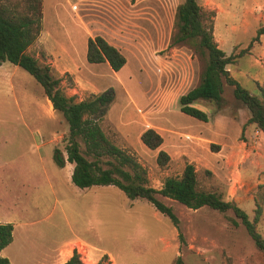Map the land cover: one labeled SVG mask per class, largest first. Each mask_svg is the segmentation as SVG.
I'll return each mask as SVG.
<instances>
[{
  "label": "rangeland",
  "instance_id": "obj_1",
  "mask_svg": "<svg viewBox=\"0 0 264 264\" xmlns=\"http://www.w3.org/2000/svg\"><path fill=\"white\" fill-rule=\"evenodd\" d=\"M197 1L216 12L214 37L222 49L238 55L249 47L247 53L235 58L232 71L231 64L227 68L252 94L259 95V86H264V34L252 40L264 27V0ZM43 2L39 43L37 39L29 49L30 54H38L35 57L40 63L51 65L55 59L58 49L49 47L54 41L60 47L78 48L76 40L84 33L113 40L129 59L122 70L123 87L110 73L83 67L76 72L98 73L102 80H92L74 94L78 84L74 75L70 71L60 73L51 65L68 95L83 99L113 87L116 99L112 117L129 115L131 122H141L143 113H153L149 117L154 122L208 131L209 126L196 125L180 115V94L198 84L207 61V54L189 43L172 44L176 8L183 0ZM230 27H237L232 38L228 35ZM251 70L255 79L249 76ZM162 91L171 95L166 105L157 97ZM222 96L219 104L203 99L193 104L209 117L220 116L222 132L218 135L216 129L213 134L223 140L214 143V150L211 145L205 150V164L192 163L202 189L236 202L252 220L260 211L256 227L264 236V132L254 124H247L242 131L249 109L227 84ZM46 99L44 88L28 71L10 61L2 64L0 222L14 226V241L6 250L11 257H43L69 240L80 239L77 243L87 247L86 263L95 258L100 259L98 264H107L108 257H113L114 264H174L181 255L184 264H264V251L255 245L232 210L220 212L208 206L191 209L159 195L178 216L176 226L146 199L132 200L114 185L76 186L70 165L59 167L53 160L54 148H63L69 127L55 109L53 116L49 114ZM105 119L104 131L116 145L135 153L147 169L151 186L160 188L167 176L180 175L189 162L183 158L158 166L153 150L135 149L107 116ZM241 121V132L236 135ZM69 254L65 251L59 257Z\"/></svg>",
  "mask_w": 264,
  "mask_h": 264
},
{
  "label": "trees",
  "instance_id": "obj_2",
  "mask_svg": "<svg viewBox=\"0 0 264 264\" xmlns=\"http://www.w3.org/2000/svg\"><path fill=\"white\" fill-rule=\"evenodd\" d=\"M216 12L207 10L197 0H183L175 13L176 30L172 44L189 43L201 53L207 54V61L196 86L180 96V110L202 121H208V114L193 104L200 99L220 103L224 86L233 88V94L250 111V117L242 126L254 124L264 132V86H259V95L252 94L237 78L231 75L228 64L244 55L249 47L241 49L238 55H227L214 37ZM43 27V0H0V66L10 61L28 71L42 85L55 111L61 113L68 124L64 135L63 148L55 147L53 160L59 167L67 162L74 164L72 182L79 188L94 185H114L128 198H143L159 212L168 216L178 226L179 218L172 206L167 205L159 195L176 200L188 208L199 209L208 206L220 212L232 210L246 228L255 245L264 251V236L256 227L257 218L249 214L236 202L223 199L211 190L199 186L197 170L192 162H186L177 176H167L160 188L150 185L147 169L131 150L116 145L102 127L111 106L116 99L113 87L91 93L78 99L68 95L49 64H42L28 52L35 43ZM264 34L261 27L252 41ZM87 60L90 63L108 62L114 71H119L127 62L125 55L101 35L90 36L87 40ZM142 142L151 150L158 149L162 135L153 127L141 134ZM214 144H211V149ZM158 166L171 162L170 155L159 149L156 157ZM235 224L237 222L235 221ZM12 223L0 222V252L13 239ZM0 264H10L7 257L0 254ZM62 264H84L74 252ZM174 264H184L178 255Z\"/></svg>",
  "mask_w": 264,
  "mask_h": 264
},
{
  "label": "crops",
  "instance_id": "obj_3",
  "mask_svg": "<svg viewBox=\"0 0 264 264\" xmlns=\"http://www.w3.org/2000/svg\"><path fill=\"white\" fill-rule=\"evenodd\" d=\"M43 8H44V2H43ZM44 14H45V10H44ZM52 14H54V12H51V16ZM218 15H219V8L217 9L216 18H218ZM45 19L46 18L44 15V25H45ZM217 24H218V21L216 20L214 31L217 30ZM236 29L237 27H230V29L228 30V35L230 38H232ZM90 36L91 35L89 34L87 35V33H84L80 40H76V42H78V48H76L75 46H72L71 47L72 49L71 48L69 49L67 47H60L58 43L54 41L49 47H55L58 49V51H56L55 53L56 57L54 60H52L51 65L54 66L56 70H58L60 73L70 71L71 74L74 75V80L78 84L74 86L76 88L73 90V94L79 92L77 88L78 89L84 88L85 86L88 85L89 82H92V80H96V79L102 80L99 78L98 73L93 74V73H84V72L77 73L76 72L77 70L80 71L81 68L83 69V67L89 69V71L91 70L94 72H100V71L108 72L112 76L116 77L119 80L121 86L123 87L124 80L122 78V70L126 64L119 71H114L108 62L90 63L87 60V40ZM103 37L106 40H108L111 44L117 47V44L113 40L111 39L109 40L105 36ZM37 43H39V39L36 41V44ZM81 45L83 46L81 47ZM29 49H28V52H29ZM225 52L227 53V55L232 54V51L228 52L227 50H225ZM35 56H38V54H36ZM127 61H129L128 58H127ZM232 65L233 64H231V67H230L231 71L233 68ZM102 68L103 70H101ZM250 72L251 73H249V76L255 79V71L252 72L251 70ZM235 76L237 78L236 74ZM187 91L181 93L180 95L186 93ZM170 96L171 95H169L166 91H162L160 94L157 95L158 99L163 102L162 105H166L165 101L168 98L170 99ZM129 97L130 99L131 98L133 99V96L130 91H129ZM44 105H45V109L48 110L49 114L53 116L54 111L52 110L54 108H53L51 101L48 99V97L46 101L44 102ZM114 107L115 105L113 104L112 107L110 108V111L108 112L107 118L108 120H111L116 125L120 134H122L126 138V140H128V142L134 146L135 149L140 148L142 150H147L148 147L141 140V134L147 128L153 127L163 137V142L161 146L158 149L153 150L155 152V156H157L158 150L162 149L170 155L172 163L177 162L179 159L187 158L189 162H197V163L205 164L206 161L204 157L205 155H207V153H205V150L206 149L208 150V148H210V145L212 143L214 144L215 142H221L223 140L222 138L214 136L216 129H217V133H219L218 135H220V133L222 132V127L219 124L220 116L218 114L212 117H209L208 121H202L184 112L183 114L179 113L181 116H183L184 119L189 120L190 122L196 125L201 124L200 126H209L208 131L204 132L202 129H199V128L178 127L175 124L169 123V122L166 124L164 122H154L149 117V116H152L153 113H149L150 115L143 113V119L141 122L140 121L131 122L129 115L128 117L122 116L121 118H115L111 116L112 109L114 111ZM155 107H156L155 109H160V106L156 105ZM242 124H243L242 121L239 122V131L237 130L236 135L241 132L240 128ZM132 139H133V142H132ZM68 165H70L69 169L72 175L74 164L67 162L64 167ZM13 232H14V229H13ZM13 241H14V236H13L12 242L9 245H7L5 248H3L2 251L0 252L2 256L7 257L9 259L10 264H62L65 261H67L70 258V256H72L73 244L78 241H82V240L80 239L69 240L65 244L58 246L51 252L46 253L45 255H43V257H11L10 254L6 252V250L13 243ZM65 251L70 252L68 257H59V255H62ZM98 260L100 259L95 260L94 258L93 261H91V263H85V264H98V262H100ZM108 262L110 263H107V264H114V258L108 257Z\"/></svg>",
  "mask_w": 264,
  "mask_h": 264
},
{
  "label": "built area",
  "instance_id": "obj_4",
  "mask_svg": "<svg viewBox=\"0 0 264 264\" xmlns=\"http://www.w3.org/2000/svg\"><path fill=\"white\" fill-rule=\"evenodd\" d=\"M73 251H75L79 257L81 258V260L86 263V256H87V247L84 244L81 243H74L73 244ZM85 255V257H84Z\"/></svg>",
  "mask_w": 264,
  "mask_h": 264
}]
</instances>
